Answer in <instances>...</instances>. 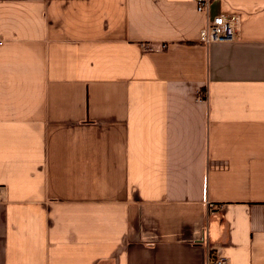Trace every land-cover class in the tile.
Wrapping results in <instances>:
<instances>
[{"label":"crops","instance_id":"0c3cea01","mask_svg":"<svg viewBox=\"0 0 264 264\" xmlns=\"http://www.w3.org/2000/svg\"><path fill=\"white\" fill-rule=\"evenodd\" d=\"M0 0V264H264V0Z\"/></svg>","mask_w":264,"mask_h":264},{"label":"built area","instance_id":"2783aa9c","mask_svg":"<svg viewBox=\"0 0 264 264\" xmlns=\"http://www.w3.org/2000/svg\"><path fill=\"white\" fill-rule=\"evenodd\" d=\"M216 0H193L197 11L207 16V25L201 32V40L206 44L231 43L238 38V20L235 16L221 14L210 17V8ZM206 264H227L224 258H217L211 255L207 258Z\"/></svg>","mask_w":264,"mask_h":264},{"label":"trees","instance_id":"16d2710c","mask_svg":"<svg viewBox=\"0 0 264 264\" xmlns=\"http://www.w3.org/2000/svg\"><path fill=\"white\" fill-rule=\"evenodd\" d=\"M211 253V252H210ZM211 255H212V253H211Z\"/></svg>","mask_w":264,"mask_h":264}]
</instances>
